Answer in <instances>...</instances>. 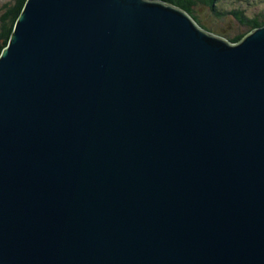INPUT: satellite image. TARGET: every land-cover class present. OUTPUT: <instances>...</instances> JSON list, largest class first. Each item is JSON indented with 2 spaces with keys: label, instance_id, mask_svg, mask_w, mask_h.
<instances>
[{
  "label": "water",
  "instance_id": "1",
  "mask_svg": "<svg viewBox=\"0 0 264 264\" xmlns=\"http://www.w3.org/2000/svg\"><path fill=\"white\" fill-rule=\"evenodd\" d=\"M0 264H264V25L231 43L160 0H26Z\"/></svg>",
  "mask_w": 264,
  "mask_h": 264
},
{
  "label": "trees",
  "instance_id": "2",
  "mask_svg": "<svg viewBox=\"0 0 264 264\" xmlns=\"http://www.w3.org/2000/svg\"><path fill=\"white\" fill-rule=\"evenodd\" d=\"M166 4L177 7L185 11L202 29L211 32V29L201 23L197 8L207 7L210 12H216L217 4L220 0H160ZM26 0H11L9 4L4 7V14L0 16V53L7 46L9 37L15 25V22L25 4ZM218 12H216L217 14ZM235 19L239 24H242L246 30L228 38L231 43L239 42L250 31L262 27L264 25V15L259 17L247 18L243 13H233ZM227 39V38H226Z\"/></svg>",
  "mask_w": 264,
  "mask_h": 264
},
{
  "label": "rangeland",
  "instance_id": "3",
  "mask_svg": "<svg viewBox=\"0 0 264 264\" xmlns=\"http://www.w3.org/2000/svg\"><path fill=\"white\" fill-rule=\"evenodd\" d=\"M10 2L11 0H0V16L4 14V7ZM197 12L201 23L211 29L213 34L228 39L246 30L242 24L237 22L233 13L242 12L247 18L262 16L264 15V0H220L216 8L217 14L210 12L207 7H199Z\"/></svg>",
  "mask_w": 264,
  "mask_h": 264
},
{
  "label": "bare ground",
  "instance_id": "4",
  "mask_svg": "<svg viewBox=\"0 0 264 264\" xmlns=\"http://www.w3.org/2000/svg\"><path fill=\"white\" fill-rule=\"evenodd\" d=\"M190 16V15H189ZM211 33V32H210ZM213 34V33H212Z\"/></svg>",
  "mask_w": 264,
  "mask_h": 264
}]
</instances>
